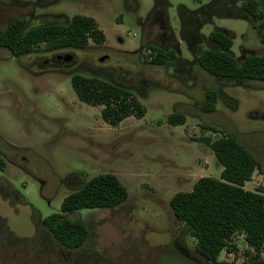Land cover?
Wrapping results in <instances>:
<instances>
[{"label":"rangeland","instance_id":"1","mask_svg":"<svg viewBox=\"0 0 264 264\" xmlns=\"http://www.w3.org/2000/svg\"><path fill=\"white\" fill-rule=\"evenodd\" d=\"M245 1L251 0H161L169 5L163 13L162 3L153 10L154 0H0V28L17 17L32 27L80 14L94 18L106 37L84 49L44 52L36 45L21 56L0 48V153L6 162L0 171V264L247 262L254 251L243 236L233 238L237 250L230 255L207 261L169 206L174 193L190 190L201 175L219 176L222 166L204 137H235L263 168L253 179L258 184L243 187H264V82L219 78L196 62L199 49L220 48L210 38L215 30L233 38L230 51L238 63L264 53V19L253 24ZM255 1L264 12V0ZM148 44L174 57L154 64ZM64 54L68 61L57 59ZM73 73L131 89L144 116L108 125L101 106L77 97ZM208 90L217 92L212 112L202 109ZM172 113L182 114L184 123L170 124ZM103 172L117 175L128 199L114 208L67 213L88 236L77 249L63 248L42 219L60 212L69 192Z\"/></svg>","mask_w":264,"mask_h":264},{"label":"trees","instance_id":"2","mask_svg":"<svg viewBox=\"0 0 264 264\" xmlns=\"http://www.w3.org/2000/svg\"><path fill=\"white\" fill-rule=\"evenodd\" d=\"M161 3L164 13L169 5L161 0H154L153 10ZM241 5L251 16L253 24L264 19V12L258 9L255 0L242 2ZM210 38L220 48L199 49L196 62L202 69L219 78L264 82V53L248 55L238 63L230 51L232 37L215 30L211 32ZM260 38L264 42V32ZM91 41L102 45L106 37L94 18L80 14L72 15L64 23L32 27L27 26L23 17H17L0 28V48L6 49L13 56L29 54L36 45H41L44 52L84 49ZM147 48L154 64H165L174 57L173 52L165 53L153 44H148ZM71 85L80 100L102 107L101 118L112 127L127 117L141 118L145 114L138 96L129 88L79 73L71 75ZM216 98L215 90L206 91L202 109L206 112L214 111ZM184 121V116L179 113L168 116V122L172 125ZM203 140L213 150L222 169L218 177L202 176L194 182L190 191L174 193L169 199L172 213L179 221L186 223L190 236L194 238V250L207 261L217 262L223 250H237L233 238L242 234L246 244L254 251L244 264H264L260 257L264 248V187H257L254 191L243 187L256 170L263 173L262 165L233 136L222 134L215 139L204 137ZM5 166V159L0 153V171ZM127 199V188L117 175L99 173L86 180L78 189L69 192L61 201L60 212L46 216L42 224L63 248L77 249L86 240L88 230L80 220L69 219L67 213L83 208H114Z\"/></svg>","mask_w":264,"mask_h":264},{"label":"crops","instance_id":"3","mask_svg":"<svg viewBox=\"0 0 264 264\" xmlns=\"http://www.w3.org/2000/svg\"><path fill=\"white\" fill-rule=\"evenodd\" d=\"M198 169H199V168H198ZM198 169L196 168L195 170H196V171H199ZM221 169H222V168H221ZM221 169H220V171H221ZM220 171H219V173H220ZM192 172H193V171H191L190 174H191ZM257 172H258V171L256 170V171L253 173L251 180H249V181L252 182V184L255 183V182L253 181V179L255 178V174H256ZM202 176H204V175H201L200 177H202ZM208 176L215 177V176H213V175H208ZM200 177H199V178H200ZM196 180H197V179H196ZM196 180H195V181H196ZM195 181H194V182H195ZM194 182H193V184H194ZM246 182H247V181H246ZM246 182H245V183H246ZM259 183H260V182H259ZM255 184H258V182L255 183ZM255 184H254V185H255ZM192 186H193V185H192ZM190 190H191V189H190ZM190 190H188V191H190ZM251 191H254V190H251ZM236 236H243V235H242V234H237V235L234 236V238H235ZM223 252H226V250H223L221 253H223ZM227 252H228V255L231 254V252H229V251H227ZM221 253H220V254H221ZM219 256H220V255H219ZM218 261H219V257H218L217 262H218ZM215 263H216V262H215Z\"/></svg>","mask_w":264,"mask_h":264},{"label":"water","instance_id":"4","mask_svg":"<svg viewBox=\"0 0 264 264\" xmlns=\"http://www.w3.org/2000/svg\"><path fill=\"white\" fill-rule=\"evenodd\" d=\"M60 58H62L64 61H68L70 59V56L68 54L60 55ZM104 57L100 58V61H103Z\"/></svg>","mask_w":264,"mask_h":264},{"label":"flooded vegetation","instance_id":"5","mask_svg":"<svg viewBox=\"0 0 264 264\" xmlns=\"http://www.w3.org/2000/svg\"><path fill=\"white\" fill-rule=\"evenodd\" d=\"M59 56H60V55H59ZM59 56H57V59H58V60H63V59H62V58H60ZM63 61H64V60H63Z\"/></svg>","mask_w":264,"mask_h":264}]
</instances>
